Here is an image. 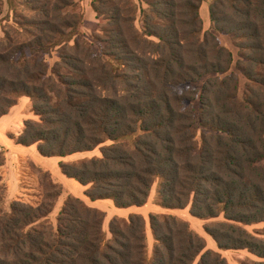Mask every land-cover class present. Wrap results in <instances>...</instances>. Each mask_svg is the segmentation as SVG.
Returning <instances> with one entry per match:
<instances>
[{"label": "trees", "instance_id": "obj_1", "mask_svg": "<svg viewBox=\"0 0 264 264\" xmlns=\"http://www.w3.org/2000/svg\"><path fill=\"white\" fill-rule=\"evenodd\" d=\"M144 2L93 0L103 21L96 42L77 38L79 18L57 24L50 11L36 22L35 40L9 44L8 36L0 50V118L28 96L40 120L26 122L18 144L61 158L100 148L99 156L60 162L66 177L89 186L91 202L141 207L157 184L162 208L190 207L201 219L223 215L206 226L218 247L247 249L260 258L253 264H264V233L247 229L264 223V0H216L206 31L203 0ZM218 33L239 40L243 95L233 52ZM57 47L51 72L36 54ZM1 181L0 171V188ZM48 185L38 205L14 200L0 208V264H229L173 213L149 214L152 251L143 214L115 216L108 238L105 211L72 194L55 227L48 217L62 188Z\"/></svg>", "mask_w": 264, "mask_h": 264}, {"label": "rangeland", "instance_id": "obj_2", "mask_svg": "<svg viewBox=\"0 0 264 264\" xmlns=\"http://www.w3.org/2000/svg\"><path fill=\"white\" fill-rule=\"evenodd\" d=\"M60 1L61 0H0V50H2L5 44H8V36H10V38L12 39V42H9V44L24 42L28 43L35 40L33 36H35V34L39 32V24H36V22L43 17V12L47 13V11H50L52 13V19L55 20V23L57 24H59L60 22L71 23L72 21L79 18L82 22L76 29L77 38H83L85 35L90 40H94L96 42L95 39L97 38V36L101 35L100 25L103 23V21L97 15V12L92 6L93 0H69L71 4H67V7L65 5L62 10L58 8V3ZM215 1L216 0H203L201 4L200 15L204 21L205 31L211 29L213 26L210 8L215 3ZM135 2L139 7L144 8L147 6L144 0H135ZM45 8L48 9L43 10ZM60 11L62 12L60 13ZM137 21L138 25H140V23L142 22V14L140 10L138 11ZM66 30L74 31L75 27L74 25H71V27H69V30ZM218 35L222 45L228 47L233 52L234 62L231 71L238 73L241 81V95H243L244 90H246L247 87L248 79L245 77L241 69L238 68V61L241 59L242 52L241 48L238 46L239 40L231 34L218 33ZM69 37L70 36L67 35L63 37L57 36L54 41L61 42L62 40L69 39ZM72 38H74L73 33ZM36 56H43V58H45L49 63L52 72V69L60 60L59 47L53 48L49 54H40L39 52L38 54H36ZM4 68V66H1L0 71H4ZM62 71L65 72V70ZM205 79L200 83V87H202ZM194 103L198 110L200 107V99H197ZM9 113H11L12 118L14 119V124L12 129L8 132V136L15 142L16 139H18L23 134L27 121L40 120V116H38L34 111L33 101L28 96H22L19 99L18 104L11 108ZM197 126L200 133V130H203V127L201 126L198 114ZM30 146L34 148L32 150H36L38 152L41 158L38 159L37 162L32 157L24 160L19 167V171H21V175H19L20 178L16 179V177L14 176L15 167L12 166L13 164L8 165V170L3 167L5 164L0 169L2 178V188H0L2 202L0 204V208H2L3 210H9L14 200H21L33 205L40 204L43 200L47 199L46 195L48 194L49 190L48 184L50 183V181H53L62 188V193L56 200L55 207L48 217L49 221H51L55 227L57 225L58 214L65 200L67 199L68 195L72 194L84 199L89 204L105 211L106 217L103 227L108 238H111L110 223L115 216L128 218L130 213H141L147 219L148 243L150 251H152L154 247V235L150 227L149 214L153 212L173 213L187 220L190 223L191 227L205 238L207 249L219 251L227 259L229 264H253L255 261L260 260V258H258L247 249L223 250L218 247L215 239L207 232L206 226H212L217 222L224 220L223 215L213 219H201L193 216L190 213V207H187L183 210L173 211L162 208L159 205L157 184L153 187L148 202L141 207L133 206L129 208H118L116 207L114 201L111 199H102L96 202H91V200L85 195V190L89 186H84L75 179L66 177V175H64L62 172L60 162L62 161L71 164L76 163L83 158L99 156L101 155L99 147H97L93 151L76 153L64 158H50L45 156L42 158L43 155L38 151L37 144H33ZM5 149L6 146L4 144H0V156H3L5 158L6 163ZM7 171L8 174L6 173L5 176L4 174ZM9 178L15 182V186H11V188L7 186V181L9 180ZM247 229L263 237L264 223L249 225L247 226ZM194 264H196V262Z\"/></svg>", "mask_w": 264, "mask_h": 264}, {"label": "crops", "instance_id": "obj_3", "mask_svg": "<svg viewBox=\"0 0 264 264\" xmlns=\"http://www.w3.org/2000/svg\"><path fill=\"white\" fill-rule=\"evenodd\" d=\"M13 120V121H12ZM14 124V119L12 118L11 113L3 116L0 118V144H4L6 146V163L3 166L6 170L9 169L10 164H13L15 168V177L16 179L20 178L19 175H21V171H19V167L21 166L22 162L29 157H32L33 159L37 160L41 158L39 156L38 152L34 149L32 146H22L17 144L13 139H11L8 136V132L12 129ZM44 156H42L43 158ZM51 158V157H50ZM11 169V168H10ZM8 174V171L5 172ZM14 177V178H15ZM7 186L11 188V186H15V182L9 178L7 181Z\"/></svg>", "mask_w": 264, "mask_h": 264}]
</instances>
